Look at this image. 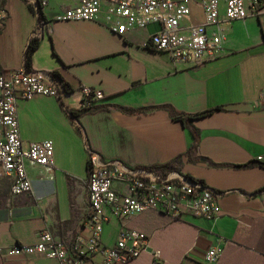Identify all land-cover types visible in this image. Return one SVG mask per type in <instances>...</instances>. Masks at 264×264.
Here are the masks:
<instances>
[{"label": "crops", "instance_id": "0c3cea01", "mask_svg": "<svg viewBox=\"0 0 264 264\" xmlns=\"http://www.w3.org/2000/svg\"><path fill=\"white\" fill-rule=\"evenodd\" d=\"M42 1L47 22L27 68L25 50L39 29L37 16L25 0H0L7 11L0 22V71L43 72L50 83L47 72H57L70 90H61V100L41 94L18 99L23 146L51 139L55 153L50 169L27 165L28 194L12 195L10 179L0 175V264H58L7 253L14 245L35 243L45 228L72 251L85 247L91 235L89 153L61 104L78 109L86 86L103 92L94 101L100 108L80 117L92 151L132 167L159 169L172 162L214 190L221 209L215 219L157 211L119 217L107 210L101 245L112 247L125 228L149 239L147 252L127 264H209L204 257L212 247L220 249L214 264H264V191L256 193L264 189V107L255 104L264 89V11L234 21L223 54L192 67L174 66L166 52L148 44L159 24L121 36L98 20L58 19L78 0ZM195 12L203 15L197 3L192 15L198 19ZM167 106L187 116L220 107L192 120L199 139L191 154V133ZM87 258L102 259L93 253Z\"/></svg>", "mask_w": 264, "mask_h": 264}, {"label": "built area", "instance_id": "2783aa9c", "mask_svg": "<svg viewBox=\"0 0 264 264\" xmlns=\"http://www.w3.org/2000/svg\"><path fill=\"white\" fill-rule=\"evenodd\" d=\"M202 8L203 20L194 19L192 4ZM44 6V1H42ZM264 11V0H78L58 19L98 20L115 34L144 29L156 23L160 29L151 35L148 44L166 52L174 66L189 64L200 67L223 54L228 29L234 21L257 17ZM7 16L0 8V22ZM84 98L103 97L100 89L83 88ZM35 94L57 96L53 82L43 72L26 68L0 71V175L11 181V194L19 196L32 191L27 165L50 169L55 153L51 139L31 141L23 146L19 122L18 99ZM264 107V89L255 101ZM88 224L91 235L85 247L70 250L56 240L53 232L42 229L35 243L14 245L11 256H43L58 264H127L147 252L148 236L139 230L122 228L112 247L101 245V233L107 210L119 217H131L157 211L179 218L182 214L215 219L221 209L217 194L180 178L161 181L155 172H137L120 160H106L97 152L88 155ZM184 175V174H183ZM88 253L100 254V261H90ZM220 249L212 247L204 259L214 264ZM34 264H41L35 261Z\"/></svg>", "mask_w": 264, "mask_h": 264}, {"label": "trees", "instance_id": "16d2710c", "mask_svg": "<svg viewBox=\"0 0 264 264\" xmlns=\"http://www.w3.org/2000/svg\"><path fill=\"white\" fill-rule=\"evenodd\" d=\"M29 8L34 12V14L37 16L38 19V25L39 29L36 33H34L30 38L26 46L25 50V62L27 68L30 66V61L32 58L33 53L38 49L41 38L44 34V24L47 22L46 16L43 11V4L42 0H25ZM49 77L52 79L53 84L56 86L57 89V97L61 100V90L68 92L70 90L69 86L63 82L61 76L57 72H47ZM56 81H59L60 86L56 85ZM95 99L90 96L87 98H83L81 106L78 109H70L68 106H66L62 101L61 104L67 113V115L70 117V119L75 123L77 131L81 135L85 148L88 151V153L92 152L89 138L87 135V132L85 128L83 127L82 123L80 122V117L89 111L96 110L100 108L98 105H94ZM120 109H122L125 112H141L145 109H133V108H127L123 106H119ZM170 114L174 119L181 120L183 124L185 125L186 128L189 129L191 136L193 138V142L188 150V153L191 154L197 147L198 144V139H199V134L198 131L194 128L192 124V120L196 119L198 117H202L208 114L213 113L216 110H220V107L208 109L204 112H201L199 114L195 115H184L182 113L177 112L174 108L167 106ZM135 170L137 172H155L161 181H166V182H175L179 180L180 178H183L185 180H189L195 185H198L200 187H206L204 184L199 183L197 180H195L193 177L189 175H183L178 168L172 163H166L165 165L161 166L159 169L158 168H152V167H135ZM264 189L257 191L256 193L263 192Z\"/></svg>", "mask_w": 264, "mask_h": 264}, {"label": "rangeland", "instance_id": "374dc122", "mask_svg": "<svg viewBox=\"0 0 264 264\" xmlns=\"http://www.w3.org/2000/svg\"><path fill=\"white\" fill-rule=\"evenodd\" d=\"M195 17H197L198 19L202 20V13L201 12H195Z\"/></svg>", "mask_w": 264, "mask_h": 264}]
</instances>
